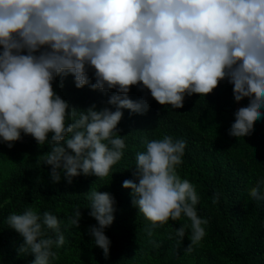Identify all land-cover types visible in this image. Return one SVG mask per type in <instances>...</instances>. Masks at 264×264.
I'll use <instances>...</instances> for the list:
<instances>
[{
    "label": "clouds",
    "instance_id": "9594fccd",
    "mask_svg": "<svg viewBox=\"0 0 264 264\" xmlns=\"http://www.w3.org/2000/svg\"><path fill=\"white\" fill-rule=\"evenodd\" d=\"M67 75L77 89H114L107 103L116 110L71 107L53 89L56 77ZM224 80L236 102L249 98L228 130L242 138L264 115V0H0V142L11 148L23 133L47 145L36 163L51 166L52 183L109 176L126 148L117 129L121 109L143 114L149 107L144 98H128L133 86L179 109L186 95L205 97ZM143 143L146 150L136 153L133 172L138 183L125 180L122 187L132 190V205L150 222L149 236L186 218L190 223L172 231L177 244L187 234L185 253H191L209 220L198 215L195 186L176 170L186 141L165 134ZM86 195L88 215L97 222L87 232L107 258L111 241L104 230L113 223L115 200L95 188ZM248 196L264 201L259 183ZM211 199L215 205L219 195ZM80 219L77 206L69 223L78 228ZM6 222L23 239L18 255L31 254V264L57 259L53 249L65 244L57 216L28 207L10 213Z\"/></svg>",
    "mask_w": 264,
    "mask_h": 264
},
{
    "label": "trees",
    "instance_id": "16d2710c",
    "mask_svg": "<svg viewBox=\"0 0 264 264\" xmlns=\"http://www.w3.org/2000/svg\"><path fill=\"white\" fill-rule=\"evenodd\" d=\"M88 75L94 83L92 70ZM53 89L78 111L92 105L97 111L116 110L107 103L116 94L114 89L101 92L88 85L77 89L72 75L56 77ZM128 98H144L149 107L143 114L121 109L123 116L117 129L124 136L126 148L104 179L80 175L71 185L63 177L59 183H52L51 166L36 163L37 157L49 150L47 145L39 146L23 133L11 148L0 142V264H31L34 259L31 254L18 255L23 239L6 222L10 213L22 214L28 207L40 215L48 211L61 221L65 244L53 249L57 259L52 264H264V201L258 203L248 196L258 183L264 193V115L249 135L230 136L234 113L247 106L249 98L236 102L227 80L205 97L186 95L179 109L158 104L138 86L131 88ZM261 112L264 114V108ZM165 134L186 141L183 163L176 170L181 179L195 186L200 196L198 215L209 220L201 244L187 254V234L177 244L172 229L190 222L186 218L169 221L163 228L152 229L149 236L146 230L150 222L132 205V190L122 187L125 180L138 183L133 172L136 153L146 150L143 142ZM91 188L108 192L115 200L113 223L104 230L111 241L107 258L87 232L89 226L97 224L88 215L90 201L86 193ZM214 194L219 195L215 205L211 199ZM77 206L81 211L78 228L69 223ZM152 242L161 247L153 248Z\"/></svg>",
    "mask_w": 264,
    "mask_h": 264
}]
</instances>
